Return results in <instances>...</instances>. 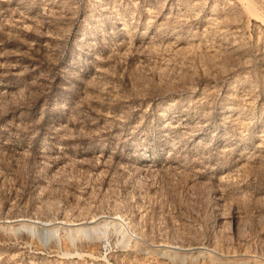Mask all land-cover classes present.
<instances>
[{
  "label": "rangeland",
  "instance_id": "374dc122",
  "mask_svg": "<svg viewBox=\"0 0 264 264\" xmlns=\"http://www.w3.org/2000/svg\"><path fill=\"white\" fill-rule=\"evenodd\" d=\"M0 264H264V0H0Z\"/></svg>",
  "mask_w": 264,
  "mask_h": 264
},
{
  "label": "bare ground",
  "instance_id": "6f19581e",
  "mask_svg": "<svg viewBox=\"0 0 264 264\" xmlns=\"http://www.w3.org/2000/svg\"><path fill=\"white\" fill-rule=\"evenodd\" d=\"M27 220V219H26ZM6 222H12V221H6ZM19 222V221H18ZM13 223V222H12ZM68 223V222H67ZM99 223H92L89 222L88 224H80V223H75V224H71L69 226H60L56 225V226H51L50 223L48 222H41V221H33V223L27 224V223H19L17 229L20 228H26L29 231H31L32 233H36L37 231H39L38 233H40V236L42 238H44V240H49L52 238L57 239V241H60L61 235L59 234L58 230L59 227H63L66 230H68V236L71 237V239L75 238L76 233H79L81 235H85V236H93V235H99L100 233V228H99ZM104 225V224H103ZM113 227V226H112ZM13 228V227H12ZM125 230H126V226L124 225ZM15 229V228H14ZM16 229V230H17ZM117 229V228H116ZM115 229V230H116ZM64 233V232H63ZM98 237V236H97ZM138 237V236H137ZM89 238V237H88ZM151 245V244H150ZM160 245V244H159ZM169 245V244H168ZM165 246V245H164ZM169 247V246H168ZM172 248V247H171ZM198 249H200V247H198ZM181 250V249H180ZM186 250V249H185ZM192 250V249H191ZM172 251H176V250H172ZM188 251V250H187ZM144 252H146L144 250ZM209 256V255H208ZM179 258V257H178ZM182 262V261H181Z\"/></svg>",
  "mask_w": 264,
  "mask_h": 264
}]
</instances>
